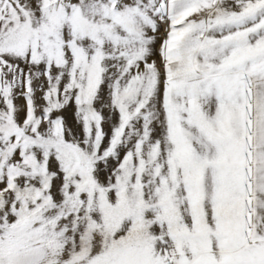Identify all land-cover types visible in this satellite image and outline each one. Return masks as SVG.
Segmentation results:
<instances>
[{
    "label": "snow or ice",
    "instance_id": "snow-or-ice-1",
    "mask_svg": "<svg viewBox=\"0 0 264 264\" xmlns=\"http://www.w3.org/2000/svg\"><path fill=\"white\" fill-rule=\"evenodd\" d=\"M0 264H264V0H0Z\"/></svg>",
    "mask_w": 264,
    "mask_h": 264
},
{
    "label": "rangeland",
    "instance_id": "rangeland-1",
    "mask_svg": "<svg viewBox=\"0 0 264 264\" xmlns=\"http://www.w3.org/2000/svg\"><path fill=\"white\" fill-rule=\"evenodd\" d=\"M18 103H22V101L18 102Z\"/></svg>",
    "mask_w": 264,
    "mask_h": 264
}]
</instances>
